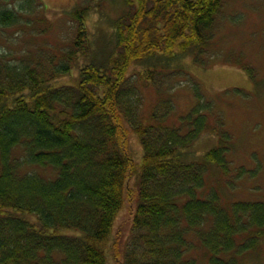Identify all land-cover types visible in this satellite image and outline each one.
Listing matches in <instances>:
<instances>
[{
    "label": "trees",
    "instance_id": "trees-1",
    "mask_svg": "<svg viewBox=\"0 0 264 264\" xmlns=\"http://www.w3.org/2000/svg\"><path fill=\"white\" fill-rule=\"evenodd\" d=\"M122 1L110 37H89V0L52 44L43 0H0V35L15 30L0 49V264H107L104 243L133 173L123 264H198V249L208 264H239L264 240V199L228 203L209 181L211 167L227 183L231 171V135L212 122L213 102L199 93L174 120L170 82L186 73L183 56L206 55L223 0ZM133 65L142 72L129 73ZM75 68L76 81L60 84ZM210 128L219 144L194 161L190 148Z\"/></svg>",
    "mask_w": 264,
    "mask_h": 264
},
{
    "label": "rangeland",
    "instance_id": "rangeland-1",
    "mask_svg": "<svg viewBox=\"0 0 264 264\" xmlns=\"http://www.w3.org/2000/svg\"><path fill=\"white\" fill-rule=\"evenodd\" d=\"M89 0H43L48 7L51 28L44 37L56 44L70 34L69 12ZM93 8L87 17L89 37L97 44L100 37L113 34L112 22L122 13V0H91ZM102 2V6H98ZM15 30L0 35L3 51ZM214 37L206 55L195 63L191 55L180 60L182 72L170 82L178 121L198 102L199 93L212 101L214 121L224 123L231 135V171L228 183L216 167L210 168L209 181L216 185L225 202L257 201L264 199V0H223V8L217 18ZM83 61V60H81ZM80 62V61H79ZM81 63V62H80ZM176 64V63H173ZM177 64H179L177 62ZM143 66L133 65L129 73L142 72ZM249 67L256 73L253 81L246 73ZM171 69V68H170ZM78 69L60 79V84L76 81ZM145 106L154 102L155 90L151 85L143 87ZM129 152L136 161L142 157L139 140L131 136ZM219 144V137L206 130L190 148L194 161ZM243 173L236 176L239 169ZM136 173L126 182L122 209L117 214L110 237L104 243L107 264H123L125 247L131 236L133 217L137 205ZM198 264H208L205 253H194ZM239 264H264V240L257 249L239 258Z\"/></svg>",
    "mask_w": 264,
    "mask_h": 264
}]
</instances>
